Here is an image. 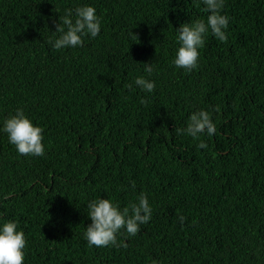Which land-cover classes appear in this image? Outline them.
Here are the masks:
<instances>
[{
  "label": "trees",
  "instance_id": "trees-1",
  "mask_svg": "<svg viewBox=\"0 0 264 264\" xmlns=\"http://www.w3.org/2000/svg\"><path fill=\"white\" fill-rule=\"evenodd\" d=\"M84 5L99 35L54 50L60 15ZM205 7L0 0V226L24 232V264H264V0H225L228 41L209 32L188 72L173 63L176 29L206 21ZM141 76L154 92L135 86ZM17 109L43 129V156L20 155L2 130ZM199 110L216 133L177 135ZM140 194L152 217L118 234L128 246H89L88 203L122 210Z\"/></svg>",
  "mask_w": 264,
  "mask_h": 264
},
{
  "label": "clouds",
  "instance_id": "clouds-1",
  "mask_svg": "<svg viewBox=\"0 0 264 264\" xmlns=\"http://www.w3.org/2000/svg\"><path fill=\"white\" fill-rule=\"evenodd\" d=\"M205 12L209 13L205 20H196L191 23H183L176 29L177 41L180 44L173 61L177 68L188 72L198 68L199 49L205 45V37L209 32L219 41L226 43L228 35L226 30L229 27V18L221 14L225 0H203ZM101 31V23L96 14V9L90 5L69 8L59 17L56 22L54 33L58 34L55 39L50 38L48 44L54 50L75 48L83 46L84 37L95 38ZM152 63H145L144 71L151 75L154 71ZM137 88L146 93L155 90L154 81L143 76L137 77L134 81ZM131 88L132 85H127ZM141 103H147L142 99ZM219 111V107L215 109ZM8 134L11 144L16 147L17 152L23 156H43L45 146L42 143L43 129L35 126L24 114L22 109H17L16 114L4 121L3 129ZM176 134H187L193 139H199L201 135L212 136L216 133V126L211 115L206 110L194 111L188 120L186 128H176ZM197 148H207V144L201 140ZM133 189L135 183H132ZM88 215L92 221L86 227L84 237L89 246L127 247L126 243H118V234L126 232L128 236H135L140 231V226L147 224L152 217V208L145 194H140L138 202L131 203L122 210L110 199H97L88 203ZM181 224L185 217H179ZM26 239L23 231L17 230L14 221H7L0 226V264H24V249Z\"/></svg>",
  "mask_w": 264,
  "mask_h": 264
}]
</instances>
